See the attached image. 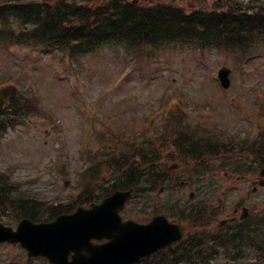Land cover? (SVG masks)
<instances>
[{"label":"rangeland","instance_id":"obj_1","mask_svg":"<svg viewBox=\"0 0 264 264\" xmlns=\"http://www.w3.org/2000/svg\"><path fill=\"white\" fill-rule=\"evenodd\" d=\"M157 1L143 0L142 4ZM160 1L192 10L191 2L204 6L213 0ZM237 1L241 5L258 3V0ZM8 44L0 43V83L17 80L25 88L32 86L43 108L29 113L25 125L12 128L3 136L0 171L11 179L17 176L22 182L18 188L5 181L7 193L15 190L17 195L23 193L38 204H43V200L62 199L68 186L66 181L75 186L80 180L79 169L87 163L84 150H98L99 131L126 133L129 138L145 135L143 131L151 127V119L158 123L165 113L164 105L172 97L179 98L181 93L188 97L185 109L188 120L202 121L211 129L240 126L247 131L250 118L256 114V104H264V42L258 48L253 45L255 52L250 50L253 55L249 59L217 48L199 50L179 43L141 55L123 48L102 47L74 58H68L63 52L33 49L23 43ZM223 65L232 69V84L226 90L216 77ZM194 105H208V108L195 111ZM89 108L93 117L87 120ZM258 176V173L251 174L244 180L222 174L214 177L216 185L208 196L216 194L213 202L227 206L226 214L219 219L231 216L234 204L243 197L247 198L246 204L264 209V188L258 186L256 191L252 190ZM202 182L196 181L190 189L167 190L161 194L156 190L155 194L162 201L169 197H188L190 190L197 192ZM151 211L152 208L146 220L156 212ZM36 213L39 217L51 214L42 206L37 207ZM257 259L240 255L238 261L221 257L206 264H264Z\"/></svg>","mask_w":264,"mask_h":264},{"label":"trees","instance_id":"obj_2","mask_svg":"<svg viewBox=\"0 0 264 264\" xmlns=\"http://www.w3.org/2000/svg\"><path fill=\"white\" fill-rule=\"evenodd\" d=\"M78 9V8H77ZM67 11L66 14L53 12V23L48 38L43 39L45 42H52L54 46H65L69 52L78 53L95 49L104 44H113L115 46H125L137 50L139 53L145 52L148 48L159 47L162 44L172 41L175 36V29L179 21L171 19L174 14L160 9H142L132 7L131 12H127L123 7L117 13H106L93 8L86 7L81 10ZM48 11L41 10L37 13L36 24L38 29H46L50 24ZM231 19L228 27L231 26L237 17ZM168 21V23H167ZM189 21L195 24L193 16H183L180 26L188 28ZM3 22L0 20V25ZM206 28L204 21L197 24L198 28ZM235 28L237 26H234ZM179 29V28H178ZM173 30V31H168ZM196 32L195 30H192ZM239 32L236 30H233ZM181 32V30L179 31ZM186 32V31H185ZM197 33V32H196ZM189 36V35H188ZM192 37V36H191ZM205 45H201L204 47ZM239 47L240 44H230L229 34L223 35V45L220 46L225 50ZM62 48V47H61ZM19 91L15 86H7L0 91V139L7 134L10 129L25 123L26 116L29 113L42 110V105L32 92ZM35 96V97H34ZM117 167L126 168V154L123 151L115 150ZM129 187H138L143 177L141 164H133L130 168H126L122 177L125 179ZM130 177V178H129ZM3 181L0 178V182ZM118 186V185H117ZM120 186H123L120 184Z\"/></svg>","mask_w":264,"mask_h":264},{"label":"water","instance_id":"obj_3","mask_svg":"<svg viewBox=\"0 0 264 264\" xmlns=\"http://www.w3.org/2000/svg\"><path fill=\"white\" fill-rule=\"evenodd\" d=\"M228 75L227 68L221 70L220 76L225 86L230 84ZM128 195L129 192L119 191L85 214L76 213L61 217L51 224L33 225L39 229L37 231L39 240L35 241L28 237L26 239L28 248L30 251L43 252L58 264H68L61 260L60 252H65L64 244L67 241L75 240L78 245H72L70 248L78 251L85 250L89 255H80L74 264H127L179 237L180 228L168 224L164 216L156 217L148 225L134 221L122 222L119 211L123 208ZM88 218L91 222H88ZM67 219L73 220L72 223L76 224L73 230L63 224L62 221ZM82 219L89 223L84 229L78 224ZM26 224L28 222L24 221L21 228L28 230ZM108 228H111L112 232ZM8 236L10 235L5 237ZM93 237H110L112 241L110 244L99 247L88 246V241Z\"/></svg>","mask_w":264,"mask_h":264},{"label":"flooded vegetation","instance_id":"obj_4","mask_svg":"<svg viewBox=\"0 0 264 264\" xmlns=\"http://www.w3.org/2000/svg\"><path fill=\"white\" fill-rule=\"evenodd\" d=\"M137 2L138 0H134ZM100 192L99 188L96 187H84L83 190L78 195V198L75 202L70 206V210L66 213H71L76 210L77 207L80 206H88L95 202L99 201ZM237 211V209H235ZM44 219H37L36 221H43ZM19 247L21 253L16 251V246ZM23 253V255H22ZM24 255L27 259H24ZM24 252H22L20 246L18 244H10L8 242H3L0 244V264H50L49 262L45 261L41 257H33L29 258L26 256ZM41 259L42 261H40Z\"/></svg>","mask_w":264,"mask_h":264}]
</instances>
